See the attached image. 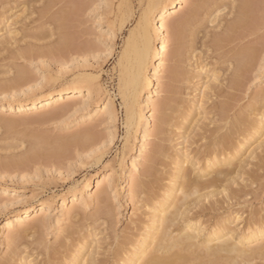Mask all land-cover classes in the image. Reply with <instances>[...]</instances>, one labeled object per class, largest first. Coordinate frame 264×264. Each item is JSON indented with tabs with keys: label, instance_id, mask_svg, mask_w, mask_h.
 <instances>
[{
	"label": "rangeland",
	"instance_id": "rangeland-1",
	"mask_svg": "<svg viewBox=\"0 0 264 264\" xmlns=\"http://www.w3.org/2000/svg\"><path fill=\"white\" fill-rule=\"evenodd\" d=\"M41 1L42 0H38V1L33 0L32 6L35 5L34 7L36 6L40 7L42 5ZM81 1L82 0H61L60 2L61 4H59V6L61 5V7H67V4H69V2L70 4L68 6H71V4L73 6L75 2H76L75 5H78L80 3L79 7H81V9H79L80 10L78 15L79 18L77 17V19L81 21L77 20L76 21L77 23L75 22L77 25L74 23V27L72 31L76 30L75 36L78 37V43L80 45H83L82 42L84 44L86 42L91 43V51L88 54L75 53L73 54L74 56L73 55L71 56V58L65 57L68 58L65 60L63 59L62 56L56 55L55 57L54 55L53 57L52 55L49 54L47 55V53L45 55L43 52H42L43 55H41V53H38L40 54L38 56L33 55L34 57L26 56L17 59L15 57H11V55L7 50H5V52H3L4 50H2L0 52L1 53L0 54V66H1L0 85H3L6 81L9 80V78L13 77L16 72L15 69L19 67L23 69L27 68L26 70L28 72L31 71L30 77H32L33 80L29 79L30 80L29 83H25L26 85L24 84L23 86L20 85L17 88L15 86L11 87L9 82H6L7 85L6 83L4 84L5 90L3 86H0L2 87V90L0 88V104L7 102L9 100L28 101L33 98L32 97L33 94H36L34 95V97L42 95L43 93L46 92V89L49 84L48 80L49 77H51V75L62 74L61 75L62 78L55 83L58 88H63L64 86H66L69 83V81L72 80V78L74 79L79 75L80 76L87 75L97 82L98 86H100L101 89H103V92L101 95L95 96L91 100L88 98L87 95H83L82 101L90 100L91 104L93 105L97 103L101 104L104 102L105 103L110 102L114 106L115 117L114 118L110 116L100 117L98 115L93 119L82 120V116H84L88 111V109L84 107L82 103L73 104L68 109H62L61 108L62 106L58 107L59 105H62L61 102H58L49 109H42L36 112L29 111L27 114L22 116L19 115L17 112L0 109V116L7 117L10 119H16L12 122L11 125H8L6 127L3 125L2 127L0 126V159L2 160L5 159L6 161L10 159L11 161L13 158L12 161L14 160L18 161L20 157H23V155L25 156V154L31 155V157H33V160H31L32 158L30 157V159L26 161L27 164H23V165L22 164L17 165L16 163H14L15 165L7 164L8 167L7 166L2 167L0 165V260L2 257H4V254L7 251L5 235L7 233L6 223L8 218H10L13 215L20 214L23 211V208L29 204L33 205L34 207H38L40 206V204L48 203L50 206L49 215H48L49 220L46 222V226L40 228L38 232L35 229H33V233L32 231H30L32 236L28 237L29 239L28 243L23 242L22 243L23 245L21 244L20 245L21 248H19V251L21 250V253L20 252L19 253L23 256L31 255L30 257L31 259L33 254L34 258L32 259H35L33 261H35V263L37 264L45 263L48 257L46 256L47 254L42 253L45 251L44 247L46 245H51V244L53 245L54 243H56V239H58V235H59L58 232L59 229L61 227H65L68 225H77V226L79 225L78 230L82 235H86V233L92 234L96 232L98 234L97 239H99L96 242L97 243L99 242L98 245H100V247L96 245L97 243L95 242L91 243V246L93 247V245H96V247H98V250L100 249L99 250L100 254H97L98 255L97 257L99 259L101 260L105 259L106 261L111 262V259L113 258L115 253V249L118 247V245L120 246L125 244L123 242H129L130 240L129 238L132 237L131 235H133L134 233L136 234L139 233V231L134 228H133L134 230L127 228L132 226L131 225L132 223L130 222L131 218L137 217L136 219L139 220L138 222H141V220L142 221L143 219L146 220L149 216L148 209L150 208V206H148L147 209V205L149 200L152 199L153 195L150 193H142L141 194L142 197L139 196L136 199L130 198L126 194L128 180L126 182L124 178H121L118 174H116L115 179L117 182L115 184L117 186V191L116 193H113L111 190L109 191L110 197L105 204H99L96 201L93 202L92 206L90 205L88 206V208L86 207L84 210L83 209L80 210L81 212L79 211L78 213L79 215L76 214L71 219V223L70 222L66 223V221H62L60 217L59 210H60V205L63 202L61 196L63 195L70 196V194H73V192L80 194L82 185L85 179L87 178V176L91 175L93 176V178H96L101 174L111 175L115 173L116 169H118L119 160L125 150V144H126L125 138H126L127 129H126L125 119L127 118V113H126L127 104L129 102L131 103L132 101V103H137V106H139L138 102L143 99V97H136L137 86L134 83L132 84L129 83L130 86L126 85L125 92L121 93L120 79H121V74H123L124 70L128 66L127 62L122 61V55L127 45L126 43L133 36L135 42H137V44L140 46V49H143L144 47V32L139 24L142 18L143 10L147 6L148 1L147 0H88V1L83 0L82 2ZM192 2L193 0H185L184 3L180 4L176 9V12L168 16L167 22L169 23V25L172 23V21H175L181 18L182 15L186 14L189 9V5L192 4ZM225 2H227L226 3L227 6L230 3L231 5L233 4L231 0ZM253 2L254 4L256 3L255 4L256 6L259 5V9H261L260 7L262 0H253ZM84 4L87 5V7ZM185 5H187V7H184ZM19 8L20 6L14 8L13 10L16 12L18 11ZM13 10L10 11L9 13L7 12L6 15L12 14ZM230 11L231 10L226 12L221 11V15L219 16L218 19L215 20V22L213 21V17H215L214 15L211 14L212 17L211 15L209 16V14H207L208 16L201 15L202 16L201 21H203L201 23L202 25H199L200 23L198 22L199 24L197 23L198 25L195 24V26L196 25L197 26L193 27V28H197L195 29L196 30L195 44H193L191 41L193 38L192 36L188 34L186 35V32L185 34H182L184 33V30L180 33L181 35H183V36L179 35V37L182 38L180 40H181V48L183 46L182 48L183 51L181 49V53L183 52V54H181L180 60L176 62L180 64L179 66L181 67L180 68L178 67L179 74L174 80L172 78L173 76L172 77L170 76L171 74L169 71L173 65L172 62L174 61L172 60L169 61L168 59L165 61L166 70L162 73L164 83L160 84L159 99L157 98L158 96L157 92L153 93V98L157 99L161 104H165L167 107L170 106L168 110L166 109V112L170 114V115L168 114L167 117H170L171 113L172 116L170 117V121L168 118V121L165 124L164 131L166 133L165 132L159 134L156 133L155 120L159 117L158 115H160V113L162 112V109L160 108L161 106L157 108V110L155 111L156 119L153 118L151 122V127H150L151 135L147 139L146 142L147 146L145 149L146 157L147 156L149 157L150 155H153V151L155 152L156 149L155 147H157L158 144L160 146L163 145V147L161 148L163 149L164 152L159 154L162 163H159L160 165L159 164L155 165L156 167L154 166L153 168V167H149L146 164L147 162L145 160L136 158L138 155V150L140 149V144H141L140 140H142L141 139L142 133L140 131L137 133V137L133 140L134 142L133 148L127 151L126 153L125 162L127 168L132 167L133 161H136L138 163L137 169L135 171L134 170L130 171L131 174L130 172L129 174L132 176L134 175V177L136 178L141 177L140 179L142 180L144 179L149 180L148 177H150V180L153 181L154 191H158L160 189L158 192H161L164 188L165 189L167 188L166 186V183L168 181L167 179L170 178L171 171H173L172 166H174L173 163L174 154L177 149L186 148L188 151L190 150L189 152H191L193 157L196 156L195 159L196 158L200 159L201 161L200 165H203L202 163H205L203 160L204 153L202 154L200 153L205 151L204 148L209 140L207 138H204V135H206L205 133L210 134V130L215 128L216 126L215 124H217V122L215 123L214 120H217L216 118L217 115L215 116L213 115L215 113L218 114L219 112L218 108L222 104H225L226 106L227 105L231 106L230 108L228 107L229 109L228 115L230 118H233L234 116H239L240 112H243L241 114H247V115L250 114L249 115L250 117H256L258 116V114L264 112V100L258 101L255 98L256 93L264 89V67L261 66V60H264V32H262L261 25L264 24L263 22L264 20L261 19L262 24L260 25L259 30L256 31L257 34L255 32L252 36L251 35L246 36L247 41L246 40L243 41L246 38L240 40L243 42H239L238 39L236 40L237 42L236 41L233 42L235 43V45L233 43H230L227 44V46L225 45L224 46L225 48L222 47L223 49L222 48L219 49L218 48L219 46L216 47L213 38H215L216 34H219L224 31V30L222 31L223 27L225 29L227 23L230 22L232 16H234L232 12H231L232 14L230 13ZM37 12L38 10H35L32 7L27 12L28 17L25 18L26 20L22 19L21 21L23 23L19 22L15 24L13 28L20 30V32L24 34L26 33V31L29 33V31L32 30L31 33L33 34V32H35L34 29L37 30L40 26H42V24H43L42 27L46 28V30H49L50 27H53L52 25L47 24L50 23L46 20L49 18V17L47 18L46 16L49 15L43 16L40 15L39 12L38 13ZM258 13L260 14L259 16L261 18L262 17L261 10H259ZM18 14H21V12L20 13L18 12ZM42 19L44 20V23ZM77 29L80 31V33L78 32ZM5 31H6L5 24L3 23L0 24V38L4 36L7 37ZM82 31L84 32L82 33ZM169 31H171V28L169 29ZM22 33H19L21 34L19 35V38L20 36H23ZM31 33H29V35ZM169 34L171 39L169 38L170 40H169L168 50H170L171 52L175 47V41L174 38L172 37V31L169 32ZM248 37L250 38L251 43L248 41L249 39ZM53 39L54 38L51 39L47 38V41L45 39H43V41L41 40L37 41V39L35 38L25 37L23 40L19 41L20 43L19 42L16 43L15 41L14 42L16 46L18 45L17 46L18 48H21L22 46H23L22 48H25V46L27 47L28 46L26 45L27 43L29 45H34V46L35 45L39 46L41 44L39 47L43 48L42 45H44L43 49H46L49 45V41L51 40L53 41ZM31 41L33 42V44ZM185 43L186 44L189 43V44H187L186 46ZM244 45L257 47L258 56L255 58L256 60H254L253 62L254 64L251 66L252 69L250 68L249 69L250 71H248L249 73L247 72L248 74L247 73L245 74V76L247 75V77H244L243 78L244 80L242 79L243 80L242 83H240L235 88H231V87L229 88L227 81H229L228 80L230 76L229 72L231 71L232 66H230L229 68L227 62H229L230 64V61H228L229 60L228 58L227 60L225 58L229 57V55L231 54L230 50L232 48H234L235 46H236L235 48H237ZM15 47L14 45L12 46V48L14 49ZM227 48L228 49L231 48V49L227 50ZM226 51H228V53ZM170 52L168 51V54H170ZM197 53H200L201 55L198 56ZM8 56L10 57L8 58ZM220 58L221 59L224 58L226 61L222 62L224 59L221 61ZM182 59L183 61H181ZM196 61L199 64L202 63L203 66L205 65L204 69L207 70L206 71L203 70L202 73L203 75L198 73V69L195 70L194 64L197 63ZM10 64L11 65L13 64V66H11ZM14 64H15V68H14ZM9 69L12 71H10ZM130 69L133 70L134 66L131 67ZM181 69L186 73V75L183 71H181ZM204 71L206 73H204ZM209 71H211L212 75L214 73H217L218 76H220V78H218L217 80L215 78L208 83ZM5 78L7 79L5 80ZM9 85L10 87L6 88V86ZM203 85H207V86L209 85L208 86L209 92L207 94L204 93L203 91ZM219 90L222 91L221 92L222 95L218 96L216 91L219 92ZM231 91L232 93H230L229 95V92ZM229 96L231 97L226 98ZM201 103L203 104V107H201ZM58 108L62 112L61 115L59 114L56 116L50 114L48 117L46 113L53 111V109L54 111L58 110ZM160 109L161 112L159 113ZM169 109L171 111H169ZM192 111L194 113L193 115H192ZM204 113L207 115H205ZM43 114L47 115L46 118L38 119L39 117H41V115L43 116ZM203 114L205 117L207 116V118H205L204 116L201 118ZM37 116L38 118L36 119ZM210 117H212L213 119L215 117V119L213 120ZM209 118L210 120L211 119L212 120L210 121ZM197 121L200 124L199 125L200 127L198 126L194 127V124L198 125ZM182 122H185V124ZM202 126L203 127L206 126L207 131L206 128L204 129L201 128ZM225 129H223L222 132L223 131L225 132ZM83 132L84 133L89 132V134L92 132V134H90L91 137L86 135L84 136L86 140L84 139L82 141V137L84 135ZM76 133L77 135H81V139L79 138L80 136L76 135ZM81 133H83V135ZM152 133H154L155 136L152 135ZM71 134L76 135V138L74 139L77 140L78 137L79 142L74 141L75 143L74 142L73 144L71 143L72 146L69 145L70 147H68L67 151L65 150V152L61 154L56 153L55 155V153L54 154L49 153V151L54 146L58 145L57 144L59 142V141L57 142V139L59 140L58 137L71 135ZM164 134L165 135L167 134V136H165ZM181 135L183 137H181ZM44 137L46 138L44 139ZM165 137L167 138V140ZM186 137H188L189 140ZM263 137L262 139H264ZM42 138L45 141H43ZM262 139H258V140L253 139L249 144H247L244 147V149L241 150L240 153L241 159L243 156L245 157L243 159H247L246 158L247 155H249L250 150L253 149L251 147H254L257 150L256 152L258 154H256L255 152V154L253 155L254 157H250L251 159L248 158V160H246L248 162L246 165V169H248L247 171L249 173L246 171V173H243L241 176L240 175L237 176V174H235L236 181L235 182L233 181L234 183L231 182L232 184L230 183L226 187L222 186V188L221 187L217 188L216 191L219 192L217 197L215 196L216 198L215 197L210 198L211 201L217 199L220 203L218 209L220 207L221 209L219 210L217 209V211L207 210L200 217L199 220L200 222L202 221L201 224L205 227L207 226L206 227L207 229L210 228L215 229L219 221L222 219H226L228 215V218H231L230 221L232 220L231 223L229 222L230 226L232 227V225L233 226L237 225V228L242 232L246 228H248L255 219L264 217V148H263L264 146H262L263 149L260 147H259L260 149L256 148L257 147L256 144L258 145L260 141L262 142ZM46 141H48V143L49 141H51L50 143H52V145L50 143L46 144L45 143ZM34 142L37 145L39 144L38 142H41L38 146L39 148L40 147L42 148V150H40L38 154L34 155L36 157L32 155L33 152L31 148ZM83 142H85L84 145L82 144ZM182 142L184 145L183 147L181 146ZM184 142L186 144H184ZM178 143H180V145ZM44 150H46V152L48 150V152L46 153ZM44 153L46 154L44 155ZM256 155L258 157H256ZM195 173L197 172L191 173V178L197 179L198 176ZM205 177L208 178L210 177V175H206L202 179L204 180ZM105 188L108 189L107 184H105ZM95 189L96 188L93 187L92 193L95 192ZM165 189L163 191H165ZM221 191H223V193L220 194ZM231 191L237 192L236 195H234L233 192ZM229 192H231L230 194L233 197L231 198V200L229 198V195H227L229 194ZM53 196H56V198L53 199L52 198ZM235 197L238 198L236 199ZM207 201H209V199L207 198L204 199L205 203ZM66 204L70 206V203L67 202ZM96 208L101 209L103 211L104 209L105 210L108 209V210L104 211L105 216L101 215L99 218V213H98L96 219H93L95 217L94 215L97 213L98 210ZM135 213H137V215ZM34 215H36V213H33L31 217H34ZM106 215L107 217L109 216L110 218L109 217L107 218ZM90 216L92 217L90 218ZM236 217H238L239 220L238 219L236 220ZM80 228L81 230L82 229L83 230L81 231ZM125 228L129 232H127ZM90 229L93 232H90L91 231ZM178 233L179 232L177 229L173 234L177 235ZM33 236L34 238L36 237L37 240H40L41 242L43 240V242H46L48 244L46 243L44 244L43 242L39 243L40 241L38 242L37 240H34ZM91 236H92L91 239L95 237L94 234H92ZM31 243L33 244V246H31L32 245ZM42 244H44V246ZM26 245L27 248H25ZM34 245H37V249L39 250L35 251ZM43 249L44 251H42ZM39 253H42V255H40ZM61 253L62 255H64V253H67V250L62 249L61 252H58L57 255L60 256ZM55 261H57V259H55ZM253 263L264 264V260L257 259ZM239 264H248V263L242 262Z\"/></svg>",
	"mask_w": 264,
	"mask_h": 264
},
{
	"label": "bare ground",
	"instance_id": "bare-ground-1",
	"mask_svg": "<svg viewBox=\"0 0 264 264\" xmlns=\"http://www.w3.org/2000/svg\"><path fill=\"white\" fill-rule=\"evenodd\" d=\"M147 1H148L147 6L143 10L142 18L139 24L144 32V47L143 49H140V46L137 44V42H135L133 36L126 43L127 45L122 55V61L127 62L128 66L124 70L123 76L125 78L126 85H129V83L130 84L134 83L137 86V73H138L139 65L141 61L147 58V56L150 53L151 54L150 63L153 67L150 69L151 75L149 76V80L151 81L153 86L151 87L150 90L142 91L139 95H137L136 93L137 95L136 97H143V99L138 102L139 106H137V103H132V101L131 103L127 102L128 103L127 108H126L127 118L125 119L126 125H128V127H126L127 129L126 138H125L126 144H125V150L119 160L118 169H116L115 173L111 175L101 174L97 176L96 178H93V176L91 175L87 176V178L85 179L82 185L80 194L74 193V192L73 194H70V196L62 194L63 196H61V198L63 202L60 205L59 212H60V217L62 221H66V223L68 222L71 223V219L76 214H78L80 210L82 209L84 210L86 207L88 208V206L90 205L92 206L93 202L96 201L99 204H105L109 200V197H110L109 191L111 190L113 193H116L117 191V186L115 184L117 181L115 179V176L116 174H118L121 178H124L126 182L128 180L126 194L130 198L136 199L139 196H141L142 193H150L153 195L152 199L150 198L151 200H149L148 205H147V209H148V206H150V208L148 209L149 211L147 210L149 216L147 215L148 218L146 220L143 219V221L141 220V222H138L139 220L136 219L137 217L131 218L130 222L132 223L131 224L132 226L127 227V228L129 229L134 228L138 230L139 233L137 232L138 234L134 233L133 235H131L132 237L129 238L130 240L128 239L129 242L122 241L125 244L122 243L123 245H120V246L118 245V247L115 249V253H114L113 258L111 259V262L106 261L105 259L101 260L97 257L98 256L97 254H100L99 253L100 249L98 250V247H96V245L99 244V242L98 243L96 242L99 240L97 239L98 234L96 232L92 233L94 234L95 237L93 236L94 238L91 239L92 237L91 233L90 234L86 233V235H82L79 232L78 230L79 225L78 226L68 225V226L61 227V228L59 227L60 228L58 231L59 235H58V239H56V243H54L53 245L52 244L46 245L44 247L45 251L44 249L42 250L44 251L42 253L47 254L46 256L48 257V259L46 258L47 259L46 261L42 260V261H45V263L43 264H85L86 261L88 262V264H239L242 262H247L248 264H254L253 262L257 259L264 260V217L257 218L256 216L257 219H255L250 224V226L242 232L237 228V225L235 226L232 225V227L230 226V223L232 222V220L230 221L231 218H228L227 214L226 215L228 219L227 218L222 219V220L219 219L220 221L215 229H212V228L207 229L206 228L207 226L206 227L203 226L201 224L202 221L200 222L199 220L205 211L207 210L217 211L218 207L220 206V203L217 199L213 201H211L210 199L211 197H215V196L217 197L219 192L216 191V189L219 187L222 188V186L226 187L228 186V184H230L233 181L235 182L236 181L235 174H237V176L238 175L241 176L243 173H246V171L248 170L246 169V165L248 163L246 160H248V158L250 157H254L253 155L255 154L257 150L254 147H251L253 149L250 150L249 155H247L246 157L247 159H243L245 158L244 156L241 159L240 153H241V150L244 149V147L247 144H249L253 139L255 140L262 139V137L264 136V112L258 114V116L256 117H250L249 116L250 114L249 115L241 114L243 112H240L239 116H234L233 118H230L228 115V111H229L228 107L230 108L231 106L230 105L226 106L225 104H222L218 108L219 109L218 114L215 113L213 115V116L217 115L216 116L217 120H214L215 117L214 119L210 117L215 121V123L217 122V124H215L216 125L215 128L214 127H213L214 129L210 128L211 129L210 134L205 133L206 135H204V138H207L209 140L207 145L204 148L205 151L200 153V154L204 153L203 160L205 163H202L203 165H200L201 163L200 159H197V158L195 159L196 156L193 157L191 152H189L190 150L188 151L185 148L186 146L184 147L185 149H177L176 152L174 151L175 152L174 162H173L174 166H172L173 171H171L170 178L169 177H168L169 179L166 178L168 181L166 183L167 188L166 189L164 188L165 191H163L164 189L161 192H158L160 189L158 191H154L153 181L150 180V177H148L147 175L146 176L148 177L149 180L144 179L143 178L144 176L142 177L144 180H142L140 179L141 177L136 178L134 177V175L133 176L130 175L131 174L130 171L132 170L135 171L137 169L138 163L136 161H133L132 167L127 168V165L125 162L126 153L127 151L133 148V144H134L133 140L137 137V133L139 131L142 133V138H141L142 140H140L141 141L140 149L138 150V155L136 158L145 160L147 162L146 164L149 167H153V168L155 165L162 163L161 157L159 155L164 152L163 149L161 148L163 147L162 143H161L162 146H160L157 143L158 146L155 147L156 149H155V152L153 151V155L146 157V153H145V149L147 146L146 142H147L148 137L151 135L150 127H151V122L154 118V112L157 110L158 107L161 106L160 108L162 109V112L160 109L159 113L160 112L161 113L160 115H158L159 117L157 119L155 118L156 119L155 120L156 130L155 129L154 130L158 134L165 132L164 131L165 124L167 123L168 118L170 121V117L172 116V113L170 112L171 116L167 117L169 113L166 112V109L168 110V108L170 107L169 105H168L169 107H167L165 104H161L157 99L153 98V93L154 92L158 93L157 85H159V92H160L161 82L159 79H157V77L158 75H162V73L158 74L156 69L161 67V65L163 64L164 71H165L166 70L165 61L167 59L169 61L170 60L174 61L172 62L173 65L169 70L171 74L170 76L171 77L173 76L172 78L174 80L178 76L179 74L178 70L181 67L179 66L180 64L176 62L180 60L181 58L180 56L181 54H183V52L181 53V49L183 48V46L181 48L180 39L182 38L179 37V35H181L180 33L184 30V33L182 34H185L186 32V35L188 34L193 37V34H195V31H196L195 29H197L193 27L198 22L200 23V24L198 23L199 25H202L201 24L203 22L201 21L202 16H205L207 14H209V16L211 14L215 16L216 12L222 11L219 6L220 5L227 6L226 4L227 2L225 1H228V0H193L192 4H190L191 6L189 5V9L187 13L182 15L181 18L175 21H172L170 25L167 22L168 16L175 13L178 6L184 3L185 0H147ZM231 1L233 4L238 5V7L235 9V14H233L234 16H232L231 20L229 19L230 22L227 23V25L225 26V29L223 27L222 31L223 30L224 31L219 34H216L215 38H213L215 41L216 47L219 46L218 47L219 49H221L225 45L227 46V44L235 42L238 39H239L238 40L239 42H243L245 40L247 41L246 36H249V35L252 36L257 30H259V27L262 24V21H261L262 17L260 18L259 16L260 12L258 13V11L261 9H259V5L256 6L255 5L256 3L254 4L255 1L254 2L253 0H231ZM32 2L33 0H23V1L0 0V24L2 23L5 24V30H6L5 34H7V37L4 36L0 38V52L2 50H4L3 52L7 50L9 54L11 55V57H15L17 59L20 57L23 58L26 56L27 57L28 56L34 57L36 55L38 56L40 55L38 53H41V55H43V53L46 55L47 53V55L49 54V55H52L53 57L54 55L55 57L56 55L62 56L63 59L66 60L68 58H71V56L75 53L88 54L91 51V43H88L82 40L86 43L84 44L82 42L83 45H80L78 43V37L75 36L76 30L72 31L74 27V23L78 20L77 17L79 18L78 16L80 12L79 9H81V7H79L80 3L79 4L77 3L78 5H75L77 2L76 1L73 6L72 4L71 6H68L70 4L69 2V4H67V7H61V5L59 6V4H61L60 3L61 0H42L41 1L42 5L40 7L38 6L34 7L35 5L32 6ZM64 5H65V2H64ZM202 5H215L217 7L215 8V10H213L212 7H201ZM229 5H231V3L228 4V6ZM18 6H20V8L18 9V11L15 12L13 9L17 8ZM31 6L35 10H38L40 15H43V16L49 15V16H46L47 18L49 17L46 20L50 22L47 24L48 25L50 24L53 27H50L49 30H46V28L42 27L43 26L42 24V26H40L37 30L34 29L35 32H33V34L31 33L32 30L29 31V33H31L30 35L27 31L24 34L20 32V30L14 28L17 34L12 35L8 31L7 22L11 21L13 23V26L19 22L21 23L22 19L24 20L25 18L28 17L27 12L29 9L32 8ZM85 6L87 7V5ZM12 10H13L12 14L6 15L7 12L9 13ZM18 12L19 13L21 12V14H18ZM231 12L232 11H230V13ZM214 18L215 17H213V21H214ZM44 20H43V23H44ZM78 21H81V20H78ZM169 27L171 28L172 37L174 38V41H175V47L173 48L171 52L170 50H168L169 40L171 39L169 36L170 35L169 32H171L169 31L170 29ZM78 32L80 33L79 30ZM83 32L84 31H82V33ZM19 33H22L23 35V36H20V38H19V35L21 34ZM25 37L35 38L37 39V41L38 40L43 41V39L47 41V38L48 39L54 38V39L53 41L52 40L49 41V45L47 44L48 47L46 49H43L44 45H42L43 48H40L39 46L41 44L39 46L37 45L34 46V45H29L27 43H26V45H28L27 47L25 46V48H22L23 46L22 47L20 46L21 48H18L17 47L18 45L16 46L15 42L17 43L23 40ZM213 39H212V42H213ZM240 40H243V41H240ZM248 41L251 43L250 38L248 39ZM11 44H13L14 47L16 46L15 49L12 48L13 45ZM36 44H39V43H36ZM233 44L235 45V43ZM235 47L234 48L231 47L232 49L229 48L231 49L230 50L231 54L229 53L230 54L229 57L225 58L226 60L228 58L229 59L228 61H230V64L229 62H227L229 68L230 66H232L231 67L232 69L230 71L231 73L229 72L230 74L229 79H228L229 81H227L229 88L230 87L235 88L240 83H242V81L244 80L243 78L247 77V75L245 76V74L248 71H250L249 69L254 64L253 62L254 60H256L255 58L258 56L257 55L258 49L255 46L244 45V46H240L237 48ZM229 49L227 48V50ZM168 51L170 52V54H168ZM226 52L228 53V51ZM9 57L10 56H8V58ZM65 57H68V58H65ZM223 59H221V61ZM225 59L222 62H225L226 61ZM181 61H183V59ZM196 64H194L195 70L198 69L199 74H202L203 70L205 71L207 70V69H204L205 65L203 66L202 63L199 64L197 62ZM11 66H13V64ZM133 66H134V69L131 70L130 68ZM14 68H15V64H14ZM26 69H23L21 67L15 69L16 70L15 75L9 78V80L6 82H9L11 87L15 86L16 88L19 87L20 85L23 86L25 83H29L30 81L29 79L31 80L33 79L32 77H30L31 71H29L30 72L29 73ZM181 71L183 70L181 69ZM205 71L204 73H206ZM61 75L56 74V75H51V77H49L48 87L46 89V92L43 93L42 95L34 97V95L36 94H33L32 96L33 98L28 101L27 100H21V101L9 100L7 102L1 103L0 109L6 110V111L17 112L19 115L22 116V115L27 114L29 111L36 112L42 109H49L58 102H61L62 105H59L58 107L62 106L61 107L62 109H68L73 104L82 103L84 107L88 109L87 113L84 116H82V120L93 119L94 117L98 115L100 117H104V116H110L113 118L115 117L114 106L110 102H107V103L104 102L101 104L97 103L94 105L91 104L90 100L94 98L95 96L101 95L103 92V89H101V87L98 86L97 82L94 79H92L90 76H87V75H82V76L79 75L74 79L72 78V80L69 81V83L63 88H58L55 83L62 78ZM212 76L214 77V79L216 78V80L220 78V76H218L217 73H214ZM6 79L7 78H5V80ZM4 84L0 86H3L5 90ZM10 85L6 86V88L10 87ZM0 88L2 90V87ZM222 91L220 90L219 92L216 91L217 95L218 96L222 95L221 94ZM136 92H137V88H136ZM230 93H232V91L229 92V95ZM83 95H87L90 100L82 101ZM230 97L231 96L226 97V98H230ZM255 98L258 101L264 100V89L258 91L256 93ZM169 111L171 110L169 109ZM46 114L49 117L50 114L57 116L59 114L61 115L62 112L58 108V110L54 111L53 109V111H50ZM193 114L194 113L192 111V115ZM204 114L201 116V118L204 116ZM47 115L43 114V116L41 115V117L39 118L37 116L36 119L37 118L45 119ZM205 118H207V116ZM14 120L16 119H10L7 117L0 116V126L2 127L3 125L6 127L8 125H11ZM18 121H19V118H18ZM182 123L185 124V122H182ZM133 125L135 126V128H134V131H132L130 134L129 129ZM199 125H200L199 123L198 125L194 124V127L195 126L200 127ZM201 128L204 129L206 128V126L205 127L202 126ZM223 129H225V132L224 131L222 132ZM206 131H207V128H206ZM83 133L81 134L83 135ZM90 134H92V132ZM90 134L89 132L84 133L82 137V141L85 139L84 136L86 135L91 137ZM76 135L71 134V135L58 137L59 140L57 139V142L58 141L59 142L58 143L56 142L58 145L54 146L51 150L48 149L50 150L49 153H53V154L55 153L56 155V153L61 154L65 152V150L67 151L68 147L72 146L71 143L73 144L74 141L79 142V138L81 139V135H77L80 137L79 138L77 137V140H75L74 138H76ZM152 135H154V133H152ZM165 136H167V134ZM181 137L183 136L181 135ZM45 138L46 137H44V139ZM44 139L43 141H45ZM51 141H49V143ZM38 143L40 144L41 142H38ZM45 143L49 144L48 141H46ZM84 143L85 142H83L82 144L84 145ZM50 144L52 145V143ZM178 144L180 145V143ZM184 144L186 143L184 142ZM38 145L35 144V142L32 144L31 148H32L33 156L38 154L39 151L42 150V148L40 147L41 148L40 149ZM256 146H257L256 148H259V147L262 148V146H264V139H262V142L260 141L258 145L256 144ZM44 151L46 152V150ZM46 153H44V155ZM256 154L258 153L256 152ZM26 155L27 154H25V156L23 155V157H20L18 161L17 160L12 161L13 158L11 161L10 159H8V161H6L5 159L4 160L0 159V165L3 167V166H7V164L10 165L14 163H16L17 165L27 164L26 161L30 159L31 155H27V156ZM256 157L258 156L256 155ZM31 158H32L31 160H33V157ZM192 172H197L195 173L198 176L197 179L191 178ZM206 175H210V177L208 178L205 177V179L203 180L202 178ZM105 184H107L108 189L105 188ZM93 187L96 188L94 193H92ZM231 192L227 194L229 195L230 200L231 198H233L230 194ZM221 193H223V191H221L220 194ZM236 193L237 192L235 191L233 192L234 195H236ZM52 198L55 199L56 196H53ZM206 198L209 199V201L206 202L208 204L204 202V199ZM67 202L70 203V206L66 204ZM49 207L50 206L48 203L40 204V206L38 207H34L33 205L29 204L23 208V211L20 214H16L8 218L7 223H6L7 233L5 235L7 251L4 254V257L1 258L0 264H34L35 263V261H33L35 259H32L34 258L33 254H32V258L30 259L31 255L29 256L21 255L20 254L21 250L19 251V248H21L20 245L23 242L28 243V240H29L28 237L32 236L30 231H32L33 233V229H35L38 232L40 228H43L46 226V222L49 220L48 219ZM219 209H221V207ZM106 210L104 209V211ZM104 211L101 209H98L97 213L96 214L94 213L95 217L93 219H96L98 213H99V218L101 215L105 216ZM33 213H36V215H34V217H31ZM135 214L137 215V213ZM91 217L92 216H90V218ZM237 219L239 220L238 217H236V220ZM77 224H78V221H77ZM177 229L179 233L177 235H174L173 233ZM125 230L127 231L126 228ZM90 232H93V231L91 230ZM33 239L37 240L36 237L34 238V236H33ZM33 239H32V242H33ZM37 241L39 242L40 240H37ZM42 242L40 241L39 243H42ZM94 242L97 244L93 245L92 247L91 243H94ZM43 243L45 244L46 242H43ZM44 244L42 245L44 246ZM27 245L25 248H27ZM31 246H33V244ZM98 246L100 247V245ZM34 248H35V251L39 250L37 249V245H34ZM62 249L67 250V253H64V255L66 256L62 255V253L60 256L57 255L58 252H61ZM42 253H39V254L42 255ZM55 259H57V261H55Z\"/></svg>",
	"mask_w": 264,
	"mask_h": 264
},
{
	"label": "snow or ice",
	"instance_id": "snow-or-ice-1",
	"mask_svg": "<svg viewBox=\"0 0 264 264\" xmlns=\"http://www.w3.org/2000/svg\"><path fill=\"white\" fill-rule=\"evenodd\" d=\"M184 7H187V5H185ZM201 7H212L213 10H215V8L217 6H215V5H202ZM219 7L221 8L222 12H226V11L231 10L233 12V14H235V9L238 7V5H236V4H232L230 6L220 5ZM220 15H221V12H216L214 22L216 19L219 18ZM261 16H262V20H264V0H262V3H261ZM7 23H8V31L12 35H16L17 33H16L15 29L13 28V23L11 21H9ZM262 32H264V24H262ZM192 43L195 44V34H193ZM197 55L199 56L201 54L197 53ZM150 61H151V54L149 53L147 58L143 59L139 65L138 73H137V95H139L142 91L150 90L151 87L153 86L151 81L149 80V76L151 75L150 69L153 67L151 65ZM261 66L264 67V60H261ZM146 70H148V71H146ZM156 71L158 74L163 73L164 65L162 64L161 67L156 69ZM157 79L160 80L161 84L164 83L163 75H158ZM213 79H214V77L212 76L211 71H209V82H211ZM217 83H218V81H217ZM125 87H126V81H125L123 74H121V79H120L121 93L125 92ZM157 88H158L157 98L159 99V85H157ZM203 91H204V93L207 94L209 92V87L207 85H203ZM201 107H203L202 103H201ZM155 115H156V113L154 112V118H155ZM126 127H128V125H126ZM134 128H135V126L133 125L129 129L130 134L132 131H134ZM181 146L183 147V142H182ZM85 264H88V262L86 261Z\"/></svg>",
	"mask_w": 264,
	"mask_h": 264
}]
</instances>
